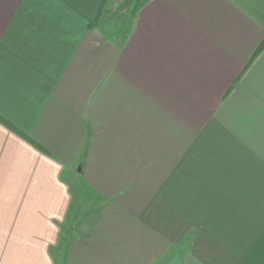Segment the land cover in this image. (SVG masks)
Returning <instances> with one entry per match:
<instances>
[{
  "label": "crops",
  "instance_id": "1",
  "mask_svg": "<svg viewBox=\"0 0 264 264\" xmlns=\"http://www.w3.org/2000/svg\"><path fill=\"white\" fill-rule=\"evenodd\" d=\"M110 4L0 0V264H264V0Z\"/></svg>",
  "mask_w": 264,
  "mask_h": 264
},
{
  "label": "rangeland",
  "instance_id": "2",
  "mask_svg": "<svg viewBox=\"0 0 264 264\" xmlns=\"http://www.w3.org/2000/svg\"><path fill=\"white\" fill-rule=\"evenodd\" d=\"M126 2L127 0H111L109 11L105 15L106 18L108 17V20L111 19L109 20V24L110 26H112L113 24L115 26V30L118 28L116 25H120L121 23L122 15L124 13L122 10V5ZM137 3L138 2H135V4ZM84 183L85 182L83 178H78V180L76 179L72 182L73 185L77 186L71 188V196H73V201L70 209L71 211L67 215L66 220H64L61 224L62 228H64L63 232H65V235L62 234V236L56 239L57 245H60L61 243L64 244L71 242L74 234L78 230L81 220L84 221L85 217L88 214L94 213V209L101 205L100 201L95 198L96 194L92 190L87 188ZM64 238L65 241H63ZM61 254H64L63 251H60V253H58L55 250V252L53 253L54 259H61Z\"/></svg>",
  "mask_w": 264,
  "mask_h": 264
}]
</instances>
